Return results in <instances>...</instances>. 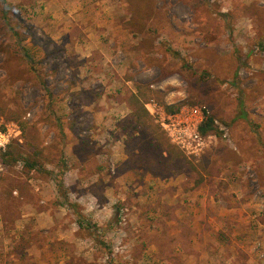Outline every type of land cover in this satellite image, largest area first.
I'll return each mask as SVG.
<instances>
[{
	"label": "rangeland",
	"instance_id": "obj_1",
	"mask_svg": "<svg viewBox=\"0 0 264 264\" xmlns=\"http://www.w3.org/2000/svg\"><path fill=\"white\" fill-rule=\"evenodd\" d=\"M7 1L0 264H264V0Z\"/></svg>",
	"mask_w": 264,
	"mask_h": 264
},
{
	"label": "built area",
	"instance_id": "obj_2",
	"mask_svg": "<svg viewBox=\"0 0 264 264\" xmlns=\"http://www.w3.org/2000/svg\"><path fill=\"white\" fill-rule=\"evenodd\" d=\"M148 105L151 104L149 103ZM148 105L146 107L151 113ZM152 106L156 107L153 104ZM207 116L208 112L202 108H190L186 111V113L182 114H176L175 110L173 112H168V115L165 116L166 120L163 118L160 123L163 129L167 132L171 141L176 146L186 153H196L197 151L201 150L205 144V134L200 132L199 127ZM214 123L215 121L213 120V124ZM220 129L224 130L223 127ZM0 136L1 138H4V135L0 134Z\"/></svg>",
	"mask_w": 264,
	"mask_h": 264
},
{
	"label": "trees",
	"instance_id": "obj_3",
	"mask_svg": "<svg viewBox=\"0 0 264 264\" xmlns=\"http://www.w3.org/2000/svg\"><path fill=\"white\" fill-rule=\"evenodd\" d=\"M10 10L11 4L8 3L7 0H0V26L9 25ZM135 87L136 92H134L131 97V102L134 105L133 115L135 117L136 122H138L140 125H144L145 123H147V118L150 117V114L144 104L146 99L144 98L142 85L136 84ZM167 109L172 112L175 111L171 106H168ZM159 128L161 127L159 126ZM199 130L202 134H206L214 130L213 117L211 115H208L206 119L201 123ZM31 167L40 169V166L36 163H32ZM58 183H60L59 186H62L61 182Z\"/></svg>",
	"mask_w": 264,
	"mask_h": 264
},
{
	"label": "crops",
	"instance_id": "obj_4",
	"mask_svg": "<svg viewBox=\"0 0 264 264\" xmlns=\"http://www.w3.org/2000/svg\"><path fill=\"white\" fill-rule=\"evenodd\" d=\"M133 90H134V88H133Z\"/></svg>",
	"mask_w": 264,
	"mask_h": 264
}]
</instances>
